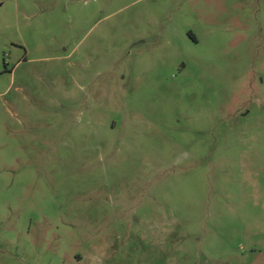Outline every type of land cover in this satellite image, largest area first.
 Masks as SVG:
<instances>
[{"label": "rangeland", "instance_id": "rangeland-1", "mask_svg": "<svg viewBox=\"0 0 264 264\" xmlns=\"http://www.w3.org/2000/svg\"><path fill=\"white\" fill-rule=\"evenodd\" d=\"M0 264H264V0H0Z\"/></svg>", "mask_w": 264, "mask_h": 264}]
</instances>
